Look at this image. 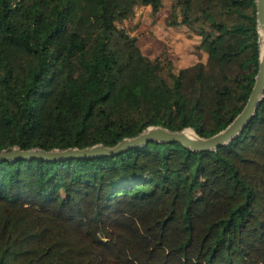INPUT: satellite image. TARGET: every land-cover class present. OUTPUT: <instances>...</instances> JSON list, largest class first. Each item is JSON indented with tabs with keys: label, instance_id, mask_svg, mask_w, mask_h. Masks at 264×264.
I'll return each instance as SVG.
<instances>
[{
	"label": "trees",
	"instance_id": "1",
	"mask_svg": "<svg viewBox=\"0 0 264 264\" xmlns=\"http://www.w3.org/2000/svg\"><path fill=\"white\" fill-rule=\"evenodd\" d=\"M162 0H0V149L209 136L257 72L254 0H177L207 60L177 73L118 26ZM186 87V88H185ZM187 89V90H186ZM0 264H264V97L229 143L0 161Z\"/></svg>",
	"mask_w": 264,
	"mask_h": 264
},
{
	"label": "water",
	"instance_id": "2",
	"mask_svg": "<svg viewBox=\"0 0 264 264\" xmlns=\"http://www.w3.org/2000/svg\"><path fill=\"white\" fill-rule=\"evenodd\" d=\"M256 6V22L259 42V57L254 82L242 109L222 129L209 136H200L191 127L169 129L163 125H149L135 135L125 136L112 145L96 142L82 147L67 146L64 148H43L33 146L22 148L13 145L0 149V161L16 159L42 158L45 160H63L72 157H95L111 155L124 149L142 146L149 141H179L194 151L215 150L237 137L249 121L256 115L264 97V0H254ZM191 129L188 133L186 129Z\"/></svg>",
	"mask_w": 264,
	"mask_h": 264
},
{
	"label": "rangeland",
	"instance_id": "3",
	"mask_svg": "<svg viewBox=\"0 0 264 264\" xmlns=\"http://www.w3.org/2000/svg\"><path fill=\"white\" fill-rule=\"evenodd\" d=\"M134 13L126 18V21L123 20L117 24L136 37V43L141 50L152 52L156 50V46L157 49L160 47V50L148 56L151 58L166 56L171 60L175 73L182 68L181 66H190L198 60L206 62V50L199 45L200 35L190 30L185 24H171V20L181 17L177 0H162V6L155 14L151 11V7L148 11L144 9L140 12L141 15L137 19L133 18Z\"/></svg>",
	"mask_w": 264,
	"mask_h": 264
},
{
	"label": "crops",
	"instance_id": "4",
	"mask_svg": "<svg viewBox=\"0 0 264 264\" xmlns=\"http://www.w3.org/2000/svg\"><path fill=\"white\" fill-rule=\"evenodd\" d=\"M144 9H145V11L150 10V5H138L137 8H135L136 12L134 13L133 18L137 19V17H139L141 15L140 12H143ZM141 19H142V17H141ZM124 21H126V19H124ZM142 23H143V20L141 22V25H142ZM156 50H160V47L157 49V46H156ZM156 50H154L152 52H145V50L142 49L143 53L145 52V53H147V55H153Z\"/></svg>",
	"mask_w": 264,
	"mask_h": 264
},
{
	"label": "bare ground",
	"instance_id": "5",
	"mask_svg": "<svg viewBox=\"0 0 264 264\" xmlns=\"http://www.w3.org/2000/svg\"><path fill=\"white\" fill-rule=\"evenodd\" d=\"M188 133H192V130L189 128L186 129Z\"/></svg>",
	"mask_w": 264,
	"mask_h": 264
}]
</instances>
